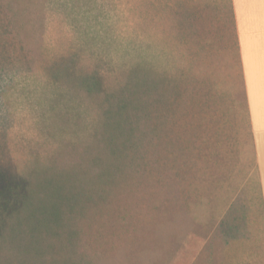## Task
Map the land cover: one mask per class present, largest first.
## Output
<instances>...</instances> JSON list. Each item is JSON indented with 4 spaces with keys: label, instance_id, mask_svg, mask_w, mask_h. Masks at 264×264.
Instances as JSON below:
<instances>
[{
    "label": "rangeland",
    "instance_id": "374dc122",
    "mask_svg": "<svg viewBox=\"0 0 264 264\" xmlns=\"http://www.w3.org/2000/svg\"><path fill=\"white\" fill-rule=\"evenodd\" d=\"M133 77L159 89L149 138L81 218L85 264H264L231 0H0V167L85 165Z\"/></svg>",
    "mask_w": 264,
    "mask_h": 264
},
{
    "label": "trees",
    "instance_id": "16d2710c",
    "mask_svg": "<svg viewBox=\"0 0 264 264\" xmlns=\"http://www.w3.org/2000/svg\"><path fill=\"white\" fill-rule=\"evenodd\" d=\"M56 66L57 81L72 90L91 96L100 92L96 77L75 78L65 74V66ZM158 92L154 81L133 77L124 89L107 96L95 150L85 165L42 171L29 165L18 174L8 164L0 167V264H85L80 220L93 200L110 193L107 188L119 176L126 177L129 164L139 158L149 138V106Z\"/></svg>",
    "mask_w": 264,
    "mask_h": 264
},
{
    "label": "crops",
    "instance_id": "0c3cea01",
    "mask_svg": "<svg viewBox=\"0 0 264 264\" xmlns=\"http://www.w3.org/2000/svg\"><path fill=\"white\" fill-rule=\"evenodd\" d=\"M264 211V0H231Z\"/></svg>",
    "mask_w": 264,
    "mask_h": 264
}]
</instances>
